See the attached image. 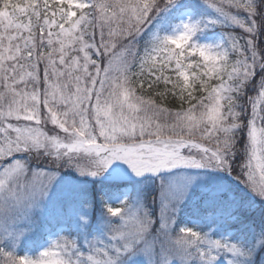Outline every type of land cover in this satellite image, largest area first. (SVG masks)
I'll list each match as a JSON object with an SVG mask.
<instances>
[{
	"label": "snow or ice",
	"instance_id": "snow-or-ice-1",
	"mask_svg": "<svg viewBox=\"0 0 264 264\" xmlns=\"http://www.w3.org/2000/svg\"><path fill=\"white\" fill-rule=\"evenodd\" d=\"M0 264H264V0H0Z\"/></svg>",
	"mask_w": 264,
	"mask_h": 264
},
{
	"label": "rangeland",
	"instance_id": "rangeland-1",
	"mask_svg": "<svg viewBox=\"0 0 264 264\" xmlns=\"http://www.w3.org/2000/svg\"><path fill=\"white\" fill-rule=\"evenodd\" d=\"M73 175H75V174H73ZM81 179H82V181H83L84 183H87V182L89 181L90 178H86V177H85V178H81Z\"/></svg>",
	"mask_w": 264,
	"mask_h": 264
}]
</instances>
